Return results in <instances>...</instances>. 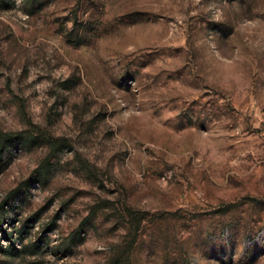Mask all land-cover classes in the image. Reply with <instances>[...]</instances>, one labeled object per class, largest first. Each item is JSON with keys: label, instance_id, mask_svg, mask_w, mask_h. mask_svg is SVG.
<instances>
[{"label": "rangeland", "instance_id": "obj_1", "mask_svg": "<svg viewBox=\"0 0 264 264\" xmlns=\"http://www.w3.org/2000/svg\"><path fill=\"white\" fill-rule=\"evenodd\" d=\"M0 264H264V0H0Z\"/></svg>", "mask_w": 264, "mask_h": 264}]
</instances>
